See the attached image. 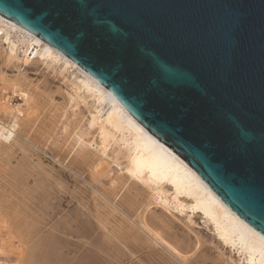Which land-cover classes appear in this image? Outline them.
Masks as SVG:
<instances>
[{
	"label": "water",
	"instance_id": "1",
	"mask_svg": "<svg viewBox=\"0 0 264 264\" xmlns=\"http://www.w3.org/2000/svg\"><path fill=\"white\" fill-rule=\"evenodd\" d=\"M264 237V0H0Z\"/></svg>",
	"mask_w": 264,
	"mask_h": 264
},
{
	"label": "bare ground",
	"instance_id": "2",
	"mask_svg": "<svg viewBox=\"0 0 264 264\" xmlns=\"http://www.w3.org/2000/svg\"><path fill=\"white\" fill-rule=\"evenodd\" d=\"M0 31L7 49L10 47V33H15L20 37L19 44L27 48L23 51L25 55L33 56V59L41 55L42 59L36 61L43 63L48 71L47 76L49 71L53 72L55 66L65 67L66 64L79 71L78 78L72 82L62 75L63 86L69 90L66 104L57 103L53 101L52 93L47 92L46 87H41L43 82L35 85L20 72L22 59L12 53V50H0V84L13 90V96L20 97L18 106L0 107V159H10L16 150L23 152L26 146L25 143L19 144L20 135L26 138L27 143L35 141L43 148H50L55 156L64 146L70 149L68 147L74 148L77 145L76 156L74 155L69 165L77 166L83 173L87 169L88 177L94 181L99 177L96 174L97 169L104 164L110 171L113 168L120 171L108 189L98 190L104 198L115 196L116 200V196L121 197L123 194L121 191L124 185L130 182L127 183V193L123 194L120 204L117 203L124 205L130 214H134L133 222L125 225V221L117 220L113 214L116 212L113 209L118 206L112 201L114 208H110L95 195H91L92 203L88 211L95 221L93 225H96V232L90 225V216L76 208L74 213L62 216L43 232L39 227L40 220L25 221L15 212L13 216L2 214L1 220L9 231L15 233L14 231L21 228L26 236L18 237L22 241L20 244L23 258L19 264H124L126 258L136 257V250L142 251L151 246L162 249L156 252L158 261H162V264H197L200 260H197L199 257L195 254L200 248L201 239L191 229L188 234L179 236L175 226V221H181L188 213L187 210L192 215L200 214L207 224L213 226L218 241L236 248L247 264H264V237L226 207L198 174L136 121L106 87L101 86L85 70H81L52 46L2 16ZM40 45L42 48L39 50ZM39 51H43L42 54ZM8 70L13 75H9ZM51 78H54V74ZM32 108H37L36 113L44 112L41 119L38 117L39 122L32 124L36 126L34 128L24 118L25 112ZM84 125L88 126L87 130L84 129L86 132H82ZM71 138L73 143L68 141ZM58 158L55 157L56 160ZM35 167L38 173L44 172L45 175V169L41 165ZM44 175H41L38 183L50 193L60 186L59 177ZM60 187L59 190L65 188ZM81 202L82 200L79 207L83 205ZM158 211L166 213L168 217H163ZM70 221L75 225L73 230L70 228ZM187 222L192 224L190 219ZM71 234L84 242L81 244L87 255L78 251L72 258L65 255L71 243L67 236ZM191 235H194V239ZM221 258H215L211 264H220ZM82 259L88 260L83 263Z\"/></svg>",
	"mask_w": 264,
	"mask_h": 264
},
{
	"label": "rangeland",
	"instance_id": "3",
	"mask_svg": "<svg viewBox=\"0 0 264 264\" xmlns=\"http://www.w3.org/2000/svg\"><path fill=\"white\" fill-rule=\"evenodd\" d=\"M0 34L3 35L1 31ZM10 37V47L7 49V46L3 44V36H0L1 52L2 50H12V53L14 52L20 59H22L21 63H23H20V72H22V74H25L27 79H29V81L35 85L38 83L41 84L40 82H43L44 84H41V87H46L47 92L50 91L52 93L53 101L57 103L65 102L66 104L67 91L69 89L63 86L64 84L61 80L62 75H64L66 78L68 77L71 82L75 81V79L79 76V71H77V68L68 64H66L65 67L55 66L53 72L49 71V76H47L48 71L45 69L43 63L38 62L42 59L41 55H37L38 57L36 59H33V56L30 57L28 55H25L23 51L27 48L24 45L19 44V35L15 33H10ZM38 48L40 50L42 48L41 45ZM39 52L42 54L43 51ZM24 61L26 63H32L26 64L24 63ZM7 73L9 75H13L10 70H8ZM53 74L54 78H51ZM11 92H13V90H11L9 87L0 84V107L12 108L18 106L20 100L17 97L13 96ZM56 92L58 93L56 94ZM88 103L90 104V101H88ZM36 109L32 108V110L25 112L24 118L27 122H30V125L34 124L35 122L37 123V121L39 122V118L41 119L42 114L44 113L40 112V115L39 113L35 112ZM69 117L71 119V116H68V118ZM34 127L36 126H33V128ZM87 128L88 126L84 125L82 132H86ZM84 129L86 130L84 131ZM18 139V141L20 142L19 144L25 143L24 146L26 147L24 150L26 151L23 150V153L22 151L16 150L10 156V159H0L2 161H0V264H19V261L21 262L23 258L21 257L22 244L20 243H22V241H20V238L18 239V237H26L25 234L22 232L23 230H21V228H19L18 231H14L15 233L9 231L7 225L4 224V222L1 220L2 214H11L13 216V213L15 212L16 214H19L21 217H23L25 221L33 220L34 222H36L40 220L41 225H39V227H41L40 230L41 232H43L46 231L48 227L51 226V224L60 219L62 216H69L72 212L74 213L75 208L83 212L85 211V214L88 216L90 213L88 209L91 207L92 203L91 195H95L99 197V199L103 200V202L106 203L108 206H110V208H114V205L118 206V208L113 209L116 211L113 214L117 217H115L117 220L125 221V225H127V223L131 224L133 222L132 218L134 214H130L131 212L129 213V211L126 210L124 205H118V203L120 204L121 199L123 198V194L127 193V183L130 182H127L124 185V190L122 189L121 191L123 192V194L121 195V197L116 196V200L114 198L115 196H105L104 198L102 196V193H100L98 190L99 188H101V190L108 189L109 186L112 184L113 180H115V178L119 176L120 171H118L116 168L115 170L113 168V171H110L109 167L104 164V166H101L97 169L96 174L99 175V177L94 181L91 180L90 176L88 177L87 169H84L83 171L85 172L83 173L82 171L78 170L77 166L69 165L70 161L73 160L76 156L75 154L77 153V145V147L75 146L76 148H71V146L68 147L71 150L67 149L66 146H64V148L62 147L63 149L60 152L61 154L59 153V156H55V153L52 150H49L50 148H43L35 141H31L32 143L25 142L26 138L23 135H20ZM68 141L73 143L72 138ZM69 150L73 154L70 153ZM55 157L60 158L56 160ZM37 165H41L42 168L45 169V175H53L54 178L59 177L58 180L60 181V186L65 187L64 189H62L64 192H62V190H59L61 188L60 186H58L57 189H53L51 193L45 187H42V185L38 182L39 179H41L44 175V172L42 174L38 173L37 168L35 167ZM30 166L32 167L30 168ZM58 190L60 192H58ZM53 192L57 193L55 194ZM81 200L83 202L81 203L84 206L82 205V207H79L78 204ZM112 201L114 202V205ZM186 212L188 213L185 214L183 217L181 216V221H175V226L177 234L179 236H183L182 234L185 233L188 234L189 229H191L193 234H196L201 239H199L201 243L200 248L195 254V256L197 255V258L199 257L197 260H200L197 264H211L212 261L218 258L220 260L221 257L222 258L220 264H247L242 255L237 252L236 248L225 246L218 241L213 226L207 224L200 214L193 213L192 215L190 210H187ZM158 213H162V216H167V214L164 212L158 211ZM89 216L92 222H90V225L93 227V231L96 232V225H93L95 224V221L93 220L91 215ZM129 216L130 218H128ZM188 219L191 220L192 224L188 223L189 221L187 222ZM72 220L73 219H71V221ZM71 221L70 228L73 230V227L75 225ZM137 231L139 232V234H142L139 230ZM191 237L193 238L194 235H191ZM67 239L71 240V243L68 246L69 250L65 252L66 256L72 258V256L75 255L74 253H76V251L81 253L83 252V255H87V251L83 250L84 246L82 244L84 242L82 243L81 239L76 237L74 234L67 236ZM157 250L162 251V249H155L153 246H151L149 249H143L142 251L136 250V252H134L136 257L132 259H129L130 257L126 258L124 260V264H139L140 262L138 261H141L143 264H162V261L161 263L158 261V255L156 254ZM127 259L129 260L127 261ZM84 260L87 261L88 259ZM84 260L82 259L83 263H85Z\"/></svg>",
	"mask_w": 264,
	"mask_h": 264
},
{
	"label": "built area",
	"instance_id": "4",
	"mask_svg": "<svg viewBox=\"0 0 264 264\" xmlns=\"http://www.w3.org/2000/svg\"><path fill=\"white\" fill-rule=\"evenodd\" d=\"M15 97H17V98L20 100V97H19V96H16V95H15Z\"/></svg>",
	"mask_w": 264,
	"mask_h": 264
}]
</instances>
